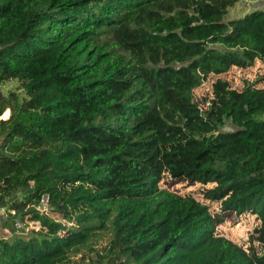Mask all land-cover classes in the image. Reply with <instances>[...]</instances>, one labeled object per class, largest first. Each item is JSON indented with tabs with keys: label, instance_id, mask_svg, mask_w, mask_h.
Wrapping results in <instances>:
<instances>
[{
	"label": "trees",
	"instance_id": "trees-1",
	"mask_svg": "<svg viewBox=\"0 0 264 264\" xmlns=\"http://www.w3.org/2000/svg\"><path fill=\"white\" fill-rule=\"evenodd\" d=\"M235 3L0 0V86L24 94L0 96V264H264V87L217 79L193 101L209 74L264 64V10L225 22ZM165 175L214 184L220 212ZM244 213L260 221L248 250L216 233Z\"/></svg>",
	"mask_w": 264,
	"mask_h": 264
},
{
	"label": "rangeland",
	"instance_id": "rangeland-1",
	"mask_svg": "<svg viewBox=\"0 0 264 264\" xmlns=\"http://www.w3.org/2000/svg\"><path fill=\"white\" fill-rule=\"evenodd\" d=\"M256 10H264V0H236L234 6L228 10V13L225 17V22L242 18ZM217 79L227 81L231 88L238 91L247 86L261 89L264 87V64L258 60H255L254 64L247 68L232 66L220 74H209L206 80L199 87L193 90V101L195 104H197L198 109H206L208 101L211 99L212 84ZM11 92L17 93L20 98L24 97L23 91L19 89V84L17 81H10L0 86V96H7ZM9 116L10 110L6 109L0 116V119L7 120ZM175 121V114L168 116L167 113H162V111H159L157 124L158 127H160V135L165 138H171V135L168 133V124H173ZM159 186L161 189H167L181 196L194 197L196 200L208 205L209 210L213 215L220 212V204L218 202L210 203L204 200L202 197L203 190L214 187V184L190 185L186 182H175L165 175L159 183ZM259 225L260 221L257 219L256 215L252 213H244L240 216L230 214L225 218L224 222L216 228V233L219 236L232 241L243 249L248 250L250 245L249 241ZM29 229L31 230L33 227H29ZM107 243L108 235L104 236L97 242V249L102 251V249L106 247ZM253 245L257 252H261L263 250V247L256 241L253 242ZM85 255V264H88V260H96L95 252L89 253L86 251ZM104 264H111V262L106 259Z\"/></svg>",
	"mask_w": 264,
	"mask_h": 264
},
{
	"label": "built area",
	"instance_id": "built-area-1",
	"mask_svg": "<svg viewBox=\"0 0 264 264\" xmlns=\"http://www.w3.org/2000/svg\"><path fill=\"white\" fill-rule=\"evenodd\" d=\"M47 202H48V197H43V198L40 200V204H39V206H38L37 209H38L40 212H46L47 209H48ZM0 211H3V210H0ZM34 226H35V228H34ZM14 227H15L17 230H19V229L24 228V225H23L21 222L16 221V222L14 223ZM29 227H33L34 230H38V229L40 228V225H39L37 222H27V223L25 224V229L30 230ZM33 229H31V230H33Z\"/></svg>",
	"mask_w": 264,
	"mask_h": 264
},
{
	"label": "crops",
	"instance_id": "crops-1",
	"mask_svg": "<svg viewBox=\"0 0 264 264\" xmlns=\"http://www.w3.org/2000/svg\"><path fill=\"white\" fill-rule=\"evenodd\" d=\"M3 219H4V213L3 211H0V238H5V237L7 238L10 237L11 233L9 232V230L2 227Z\"/></svg>",
	"mask_w": 264,
	"mask_h": 264
}]
</instances>
